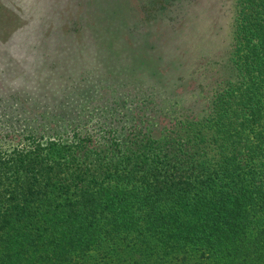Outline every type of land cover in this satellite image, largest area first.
I'll return each instance as SVG.
<instances>
[{
	"label": "trees",
	"instance_id": "16d2710c",
	"mask_svg": "<svg viewBox=\"0 0 264 264\" xmlns=\"http://www.w3.org/2000/svg\"><path fill=\"white\" fill-rule=\"evenodd\" d=\"M39 1L53 26L56 2ZM235 10L210 33L188 115L152 114L142 91L97 95L69 37L29 34V87L64 110L0 145V264H264V0Z\"/></svg>",
	"mask_w": 264,
	"mask_h": 264
},
{
	"label": "rangeland",
	"instance_id": "374dc122",
	"mask_svg": "<svg viewBox=\"0 0 264 264\" xmlns=\"http://www.w3.org/2000/svg\"><path fill=\"white\" fill-rule=\"evenodd\" d=\"M54 1L57 11L49 14L53 27L37 16L46 14L45 8L38 10L39 0H0V145L16 146L29 132L39 131V124L54 126L40 118L64 110L45 98L47 91L36 93L37 87H29L40 80L31 73L29 49L38 44L29 42V34L34 38L49 29L69 37L73 55L86 58L84 75L98 81L97 95L107 86L124 97L145 92L155 102L147 111L156 116L188 115L203 108L195 76L203 68L197 66L208 55L215 24L227 34L232 29L236 0ZM229 43L228 36L219 50L229 51ZM58 93L56 89V101ZM60 121L57 126L65 124Z\"/></svg>",
	"mask_w": 264,
	"mask_h": 264
}]
</instances>
